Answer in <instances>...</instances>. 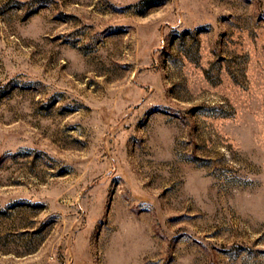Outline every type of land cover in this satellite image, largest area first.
Returning a JSON list of instances; mask_svg holds the SVG:
<instances>
[{
    "label": "rangeland",
    "instance_id": "1",
    "mask_svg": "<svg viewBox=\"0 0 264 264\" xmlns=\"http://www.w3.org/2000/svg\"><path fill=\"white\" fill-rule=\"evenodd\" d=\"M0 264H264V0H0Z\"/></svg>",
    "mask_w": 264,
    "mask_h": 264
}]
</instances>
